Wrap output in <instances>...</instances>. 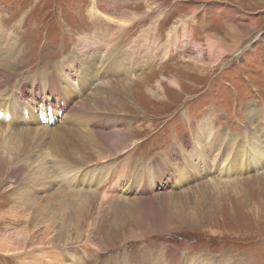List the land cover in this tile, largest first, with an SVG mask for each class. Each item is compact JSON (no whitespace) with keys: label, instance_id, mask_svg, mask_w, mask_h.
Listing matches in <instances>:
<instances>
[{"label":"rangeland","instance_id":"rangeland-1","mask_svg":"<svg viewBox=\"0 0 264 264\" xmlns=\"http://www.w3.org/2000/svg\"><path fill=\"white\" fill-rule=\"evenodd\" d=\"M0 28L17 42L14 67L4 88L9 94L20 88L21 95L26 89L18 99L30 101L29 97L50 95L65 100L68 96L66 103H74L85 101L94 89L101 90V84L92 89L93 82L89 84L78 65L83 40L91 34L106 32L112 39L116 36L121 48L131 55L130 62L142 67L134 65L130 72L126 68L117 70L116 65L115 73L105 74L104 67L101 72V80L107 78L102 81H106L108 90L118 91V86L112 85L120 80L128 82L131 93L124 100V111L118 112L124 123L117 121L105 130L111 136L130 129L137 138L131 164H126L128 168L120 176L126 189L115 190V198L107 201L111 203H102L100 193L105 191L94 192L99 184L103 186L102 181L85 183V189L78 183H72V188L47 180L34 182L39 176V163L48 159V169L53 170L55 163L42 158L58 140L63 146L67 139L77 144L84 140L82 133H88V144L90 140L99 143L93 126L95 114L87 108L75 114L76 122L70 120L73 104L68 110L60 109L57 117L54 111L53 126L48 114H42L41 124L54 132L47 137L35 131L15 138L26 147L22 159L15 152L8 158L10 155L1 149L7 147L8 137L0 135V161L9 159L2 163L5 168L0 164V186L7 185L0 191V236L20 232L26 225L24 219L15 222L13 217L2 215L13 203L14 188L6 189L17 179L30 185L26 189L37 200L34 210L45 205L40 218L52 212L54 203L58 207L57 216L50 219L59 218L56 226L61 229L56 227L51 235L60 233L58 240L62 243H58L71 250L59 264H134L135 259L144 260L142 264H160L166 261L169 250L173 251L172 258H177V252L181 254L179 264L184 260L185 264H264V163L259 168L252 163L246 170V163L241 167L234 152L224 151L226 144L246 142L248 149L255 150L252 159L258 147V153L264 152V0H0ZM202 60L207 68L203 75L199 71L203 67L197 64ZM41 71L45 74L39 76ZM150 86L155 95L147 89ZM76 90L81 92L79 98ZM34 110L30 105V118L26 119L28 125L37 128L32 123L33 113L37 115ZM251 110H256L255 115H250ZM204 119L216 126L212 132L203 129ZM244 132H250L251 138L245 140ZM211 135L220 139L209 142L206 138ZM198 136L205 139L204 148L195 144ZM12 143L10 149L18 150L16 142ZM211 145L221 150L208 153V160L204 153L189 156L191 148L195 153ZM91 149L79 154L86 159L84 155L96 150ZM226 153V173L218 175ZM125 158L127 155L120 154L112 161L101 158L98 163L122 168L119 162ZM161 158L170 166H163ZM138 159L141 162L136 168ZM94 163H88V167L94 168ZM187 166L192 170L189 177L181 172ZM19 167L22 172L17 177L11 169ZM231 167L234 171L228 173ZM62 191H66V197L59 196ZM93 244L101 249L87 250L81 261V249ZM35 245L28 243L24 250L0 254V264H24L48 247ZM56 249L62 251L63 247ZM31 251L35 256H30Z\"/></svg>","mask_w":264,"mask_h":264},{"label":"bare ground","instance_id":"bare-ground-1","mask_svg":"<svg viewBox=\"0 0 264 264\" xmlns=\"http://www.w3.org/2000/svg\"><path fill=\"white\" fill-rule=\"evenodd\" d=\"M108 19L107 20L105 19L106 22L111 23V21L109 22ZM181 20H183V19H181ZM241 37H243V36H241ZM14 38H15L14 36L10 35L9 33H7L6 31H3L0 28V53H1V51L3 52L0 55V118H1L0 119V135H6L8 137V138L5 137V138H7V141H8L7 147H5L3 145V147H1V149L3 150V152L6 151V153L10 155V156H8L9 159L11 158L12 152H15V154H16L15 156L22 159V155L25 153L26 147H25V145H21V143L18 140H15V138H18L20 136H26L27 133H30V132L36 133L35 131H37V135H39L40 137H47L49 135H52V134H50L51 131L54 132L53 130L49 129L48 126L41 124L40 119H43V118H40V117L42 114H46V113L48 114L49 124L52 125V123L54 124V120H56V118H54V116H52L54 111L56 112V117H57V115H59V113L61 111L60 109L68 110V109H70L69 105L73 104V106L71 107L69 112L74 113V116L70 120H71V122H73V121L76 122L77 121V115H75V114H77L78 112H83L85 110V108H87V110L94 112V114H95L94 117L96 119L93 123V126L97 128L96 138L98 139L99 143L94 142L93 140H90V144H88L87 140L89 138H91L88 133H82L84 135V140L82 139L83 141H81V142L78 141L77 144H75L74 142H71L70 140L67 139L64 142V146H63L62 143L58 140L51 147V150H49V152H45V151H44V153L42 152L43 158L40 157V158L45 159V160L47 158H49V160L51 161V164L55 163L53 170H52V168H51V170L48 169L49 167L47 166V162H48V165L50 164L49 161H47L48 159L46 160L47 162L45 161L43 164L39 163V165H38L39 166L38 167L39 176H38V178L34 179L35 180L34 182H37L38 180H47L48 182H51V184H53V182H56V184H58V185L65 184L66 186H68V187L71 186L72 188H73L72 183H78L80 186H84V189H85L87 187L84 185L85 183H90V185H91L92 183L98 184L100 181H102V182H104V184H102L103 186H101L99 184L98 187H96V189L93 188L94 192L97 190H104L105 191V193L103 192L104 194L100 193V200L102 203H106L108 201V199H111V200H112V198L114 199L115 195L117 194L114 192L115 190L124 191L126 189L121 184V177L120 176L126 172V170L128 168V165H126V164H129V163L131 164L132 148H133V145L137 142V138L133 134V130H130V129H126L124 131L114 133L111 136L108 135L107 133H105L106 127L107 126L110 127L112 125V123H115L117 121L124 123L123 116L122 115L119 116L118 112L124 111V109H123V107L125 105L124 100L130 98L131 93L128 89L129 88L128 82L127 81H121L120 82V80L116 81L112 85L114 87H115V85H116V87L118 86L117 87L119 89L118 91L113 92V90H108L106 88V81H102L105 77L101 80V76H102L101 72H102V69L104 67L103 72L105 74L110 73V71H113V73H115L114 68L116 65H117L116 66L117 70L126 68L127 70H130V72L133 70L134 65L137 68H140L141 66L139 64L135 63L134 61L130 62L131 55L127 51H124L123 48H121L120 41L118 39H116V36H115V38H114L115 40H114V39H112L113 37H111V35L109 33L106 34V32H103V35L102 34H91L90 36H87L83 40L84 45L82 44L83 46H81V48H80L81 57H80V61H78V65H79V68L81 67L84 70V72L86 73V75L89 79L88 80L89 84L93 82L92 83L93 84L92 89H94L98 84L99 85L101 84V90L94 89L93 92L89 93L90 97L85 99V101H81L78 99L74 103H71V102L66 103L70 99V98H68V96L65 100H63L61 98H58V99L52 98L50 95H46L44 97L43 96L29 97L30 101H28L27 99H18L22 95H24V92L26 89L23 91V94L21 95V94H19L20 88L16 89V91H18V92H15V94L14 93L9 94L10 91L7 90L6 88H4L6 81L8 83V81L10 80V75L8 72L10 71V69H12V67H14V63H15V61L12 62V60L14 58L13 54L14 53L16 54L17 50L15 49V47L18 48V46H17V44H16L17 42L14 40ZM7 42H9L10 45L8 47L4 48L3 47L4 45H8ZM102 44L104 45V48L101 47ZM220 46H221V44H220ZM110 48H111V53L109 52ZM7 50H8V53H7ZM226 50H228V49H226ZM95 56H97V57L94 58ZM219 59L220 58L218 57L215 61H218ZM2 61H6V62H2ZM94 63H95V67H94ZM127 64H131V65H129V67H126ZM197 64H200L203 67V69L201 68L199 70L201 72V75H203L206 72L205 69H207V68H204V67H206L205 66L206 62H204L202 60L201 62H197ZM196 66H199V65H196ZM77 71H78V69H76V72ZM130 72H126V73L129 74ZM44 74L45 73L43 71L38 73L39 76L44 75ZM131 75H132V73H131ZM74 76H75V74L73 75V77ZM137 79H139V78H137ZM141 79H144V78H141ZM141 79H139V80H141ZM104 80H107V78ZM74 84H76V81L74 82ZM73 88L76 89L75 86H73ZM147 89H149L152 92V94L155 95V90H153V88L151 86L148 87ZM13 94L14 95L18 94L16 96L17 99H15V96ZM75 95L79 98V96L81 95V92L76 90ZM6 96H7V98H6ZM69 96L73 97L74 94H69ZM35 98H37L39 100V103L36 100H34ZM42 99H43V101H42ZM46 104H47V106L44 108L43 106H45ZM30 105L35 107V110L37 113V115L35 113H33V122H32L36 126H38L37 128H34V126H31V125H28L29 123L27 124L28 121L26 118H30ZM39 107H41V108H39ZM20 109H22V111H20ZM255 111L251 110L250 115H255V113H256ZM15 112H16V115H18V117L17 116L15 117ZM32 112H33V110H32ZM108 114H110L111 116H108ZM91 121H93V120L91 119ZM85 122H87V121H85ZM201 124L203 125V129H210L211 132L213 131L212 129L215 126L214 124L211 125V123L208 122V120H206V119H204L201 122ZM67 127L68 126L66 123V125H64V129H66ZM215 128H216V126H215ZM216 131H217V129H216ZM237 136H240V135L237 134ZM247 136L249 138H251V133L249 132L247 134L244 132L243 137L245 140H248ZM219 139H220L219 137L215 138V137H212V135L206 138V140H208L209 142H212V143L219 140ZM204 140L205 139L203 137L201 138L200 136H198L195 138V144L196 145L201 144V146L204 148V144L202 143ZM12 142H16L17 146L19 147L18 150L13 151L10 149V144ZM46 144H47V142H46ZM195 144H193V146ZM91 145H94L92 149H91V147H92ZM29 146H30V144H29ZM246 146H247L246 142H244L242 144H238V146H233L232 144H230V145L226 144L224 147V151L230 150V153L234 152L235 158L237 157L236 161L237 162L241 161V167H243L246 163V170L248 169L249 166H251L252 163L254 165L258 166V168H259V166L262 163H264V152L258 153L257 152V151H259V147H258L256 149V153L254 154V159H255L254 160V159H252L251 153H254L255 150H253V149L250 150ZM89 149H91V150L96 149V150L94 151V154L84 155V157L86 159L82 158L83 155L79 154V152L80 151H88ZM105 150L107 152H103ZM220 150H221L220 146L211 145L208 150H205V151L197 150L194 153L192 148H191L189 150V156L190 157L199 156V155L204 153L205 159L208 160L209 154L214 153V152H218ZM104 153H108V154H104ZM120 154L121 155L122 154L127 155V158H125L123 161L119 162V165L123 166L122 168H118L116 166L110 167L109 165L98 163V161L101 158H104L107 160L110 159L112 161L113 158L115 159ZM34 158L35 157H33V159ZM9 159L4 158L3 161H0V164L3 165L2 163H6V162L8 163ZM168 159L171 160L170 157H168ZM226 159H227V153H226V156L224 158H221V160H220V162H222L224 164L220 170L218 169V171H219V173L217 172L218 175H224V173H226V172H224V169H225L224 167L227 166L226 163L228 161V159L227 160ZM161 160L163 161V166H170L169 163L165 162V158H161ZM181 160H182V158H179L180 162H181ZM93 162H96V163H94L95 167L94 168L91 166L88 167V163H93ZM140 162L141 161L138 159L137 162L134 163V165L137 166L136 168H138L140 166ZM211 162L214 164H217L216 162H214L213 159H211ZM31 164H33V163H31ZM3 167H4V165H3ZM22 167H24V166H22ZM20 168L21 167H19V169H16V170H15V168L14 169L12 168L11 170H13V172H11V173L15 174L18 177L20 175V172H22V170ZM24 170H26V169H23V172H24ZM187 170H189V171H187ZM232 171H234L233 167L228 169V173H230ZM172 172H173V170H172ZM181 172L183 174H185L187 177L191 176V174H192V170H190L189 166H187L185 169H181ZM198 173L202 174V172H200V171ZM16 176H15V178H16ZM31 185H33V184H31ZM6 187H7V185H6ZM6 187H3V185L0 186V188H1L0 191ZM27 187H30V185L25 183V182L20 183L16 179L15 185L10 186L9 188L6 189V190H11L14 188L12 190V193H11L13 203H12V206H10V208L6 212H4L2 215H7V216L13 217L16 220L15 222H18L19 220L24 219L26 221V225H25L23 230H20V232L14 233V232L10 231V232H7L4 237L0 236V252H1L0 254L5 255L6 253H9L11 251H19L20 249H23L22 247L28 246V243H32V244H36V245H40V246H43V245L46 246L47 245L48 247H46V249L44 248L45 251H42V253H40V254L37 253L39 256L38 258H35V259L28 258L27 260L24 261V264H41L43 260H45L43 264H59L60 260L62 258H66L69 255L71 250L68 249L65 244L58 243V241H60V240H58V235H60V233L57 234V237L55 236V234L51 235V233H54L56 231V227L61 229L60 225L56 226V225H58L57 223L59 221V218H56L54 220L50 219L52 216H57L56 215L57 213H55V211L58 210V207H57L56 203H54V205L50 207L52 209V212L48 213L46 216L43 215L44 217L40 218L39 216L41 214H43V210H44L45 205L42 204L41 207L39 208V210H36V209L34 210V207H35L37 200L33 199L32 196H30V192H27V189H26ZM152 187L153 186L150 183V189H152ZM71 189H68V190H71ZM87 189L89 192L92 190L90 188H87ZM80 190L83 191V189H80ZM62 192H63V193H61L62 195H59V196L66 197L67 196V194L65 196L66 191H62ZM76 193H77V190H76ZM124 193H120V194H124ZM43 195H44V193H43ZM68 195L71 196L72 194H70L68 192ZM88 201H89V198L87 197L86 203H88ZM49 203H50V201H49ZM107 203H111V201H109ZM29 209L30 210L33 209V211L31 210L32 211L31 216H30V214H28ZM129 212H130V210H129ZM51 214H54V215H51ZM186 214L188 215L189 212H186ZM65 217H67V216H65ZM66 220L67 219H65V221ZM64 228H65V226H64ZM7 229H9V228H7ZM70 229H72V228H70ZM75 230H76V228H75ZM78 232H80V231H78ZM162 232H164V230ZM78 236H81V234H78ZM55 237H56V239H55ZM60 242L62 243V241H60ZM59 246L63 247L62 251L56 249ZM91 246H90V248L87 246L86 247L84 246V250L81 249V251H80V253L82 254L81 259H80L81 261L83 260V257L86 256L85 254H87L86 253L87 250H90V249L91 250H95V249L100 250L101 249L100 246H98L97 244H93ZM34 249H32V250H34ZM36 250H38V249H35V251ZM172 252H173L172 250L167 251L166 252V256H167L166 261L164 263L160 261L161 262L160 264H179L178 263V260H179L178 256L180 255V257H181V254L176 251L177 252L176 253L177 258L175 259V258H172V256H171ZM93 253H95V252H93ZM8 255H12V254H8ZM30 256H35V253L32 252L30 254ZM139 260L135 259L134 264L145 263L144 260H142V261H139ZM125 262L126 261L124 260V263ZM153 263H154V261H153ZM182 263L185 264L186 263L185 260L182 261ZM82 264H87V263H86V261H83Z\"/></svg>","mask_w":264,"mask_h":264}]
</instances>
